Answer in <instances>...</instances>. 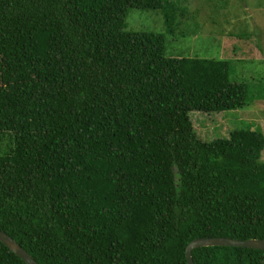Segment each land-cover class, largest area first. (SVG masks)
Wrapping results in <instances>:
<instances>
[{
  "label": "trees",
  "instance_id": "obj_1",
  "mask_svg": "<svg viewBox=\"0 0 264 264\" xmlns=\"http://www.w3.org/2000/svg\"><path fill=\"white\" fill-rule=\"evenodd\" d=\"M0 0V229L39 264H185L193 237L264 238L260 129L201 139L188 111L246 103L227 58L164 54L129 6ZM193 264H264L202 245ZM0 264H27L0 241Z\"/></svg>",
  "mask_w": 264,
  "mask_h": 264
},
{
  "label": "rangeland",
  "instance_id": "obj_2",
  "mask_svg": "<svg viewBox=\"0 0 264 264\" xmlns=\"http://www.w3.org/2000/svg\"><path fill=\"white\" fill-rule=\"evenodd\" d=\"M172 1L168 27L158 8L129 6L123 28L161 32L165 55L227 58L228 79L246 84L242 107L188 111L201 139L225 136L231 128L247 126L264 134V0ZM260 159L264 160V144Z\"/></svg>",
  "mask_w": 264,
  "mask_h": 264
},
{
  "label": "water",
  "instance_id": "obj_3",
  "mask_svg": "<svg viewBox=\"0 0 264 264\" xmlns=\"http://www.w3.org/2000/svg\"><path fill=\"white\" fill-rule=\"evenodd\" d=\"M0 241L27 264H39L17 241L1 229ZM202 245H235L264 249V238L247 237L244 239H238L225 236L193 237L187 241L184 246L183 253L185 264H193L190 256V250L194 247Z\"/></svg>",
  "mask_w": 264,
  "mask_h": 264
},
{
  "label": "crops",
  "instance_id": "obj_4",
  "mask_svg": "<svg viewBox=\"0 0 264 264\" xmlns=\"http://www.w3.org/2000/svg\"><path fill=\"white\" fill-rule=\"evenodd\" d=\"M253 49H254V47H253ZM257 55H259V54H257ZM223 58V57H222Z\"/></svg>",
  "mask_w": 264,
  "mask_h": 264
}]
</instances>
